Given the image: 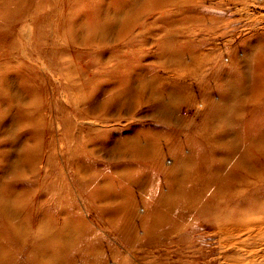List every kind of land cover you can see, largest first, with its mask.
I'll return each mask as SVG.
<instances>
[{
  "label": "rangeland",
  "instance_id": "374dc122",
  "mask_svg": "<svg viewBox=\"0 0 264 264\" xmlns=\"http://www.w3.org/2000/svg\"><path fill=\"white\" fill-rule=\"evenodd\" d=\"M0 264H264V0H0Z\"/></svg>",
  "mask_w": 264,
  "mask_h": 264
}]
</instances>
